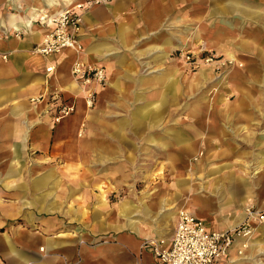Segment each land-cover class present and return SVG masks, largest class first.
Here are the masks:
<instances>
[{"label":"crops","instance_id":"1","mask_svg":"<svg viewBox=\"0 0 264 264\" xmlns=\"http://www.w3.org/2000/svg\"><path fill=\"white\" fill-rule=\"evenodd\" d=\"M33 1L26 12L0 10V264H162L143 242L149 238L168 242L179 211L202 219L209 230L220 231L244 221L248 207L264 209V121L257 120L255 106L190 104L185 110L168 106L167 98L177 99L175 81L163 72L140 76L141 67H135L160 62L161 56L144 61L143 55L157 50L168 53L181 42L179 25L185 16L193 18L191 11L199 0L85 4L80 9L83 51L64 49L50 55L34 54L31 49L49 30L53 16L70 5L64 0ZM72 1L71 5L82 2ZM77 59L106 70L107 82L97 90L92 107L93 123L87 121L92 108L85 106L70 75ZM133 71L140 76L136 89L131 86L136 81ZM146 84L152 87L144 89ZM54 91L64 99L76 96L75 112L57 123L45 113L43 102L33 100ZM133 94L157 100L143 98L133 104L128 100ZM161 96H166L163 103ZM168 107L175 114L167 120ZM84 122L88 129L95 128L94 170H82L70 190L78 185L79 190L90 191L93 185L95 195L100 188L107 197L115 198L113 192L123 196L114 199L116 209L111 215L103 212L108 202L75 201L73 211L64 209L60 233L54 210L45 202L54 190L53 174L32 173L36 177L24 184L26 169L12 166V161L90 160L88 129L84 137L78 136ZM135 144H142V166L136 165L130 152ZM200 151L207 158L198 157L189 167L188 160ZM157 161L162 175L156 173ZM7 177L14 180L8 183ZM90 177L93 184L86 188L83 183ZM136 179L143 181L141 186ZM44 187L46 198L36 194L30 204L22 195L9 202L2 196L11 188L15 193L23 188L37 193ZM30 205L35 209H28ZM13 218L38 229L1 230ZM239 249L240 240L216 264H264V225L255 226L242 254Z\"/></svg>","mask_w":264,"mask_h":264},{"label":"rangeland","instance_id":"2","mask_svg":"<svg viewBox=\"0 0 264 264\" xmlns=\"http://www.w3.org/2000/svg\"><path fill=\"white\" fill-rule=\"evenodd\" d=\"M46 3V0H39ZM33 0H0L1 11H22L26 12L29 9V3ZM48 7L47 5L45 6ZM191 16H185V19L179 25L182 29L181 42L178 43L168 53L162 51H151L145 53L143 60L147 61L154 56H161L163 59L160 62H143L141 65H135L138 70L141 67V75L146 74L152 76L154 74L166 73L167 77L175 81L174 89L177 90L176 101H170L168 98L165 103L170 105L183 106L190 104H212L231 106L239 104L242 106L254 105L257 120L264 121V0H199L197 7H193ZM54 17V16H53ZM41 22L39 19L37 20ZM45 24V22H44ZM221 48H220V47ZM233 54V59L227 53ZM138 55V52H135ZM132 72L131 77H135L136 81L131 86L136 89L139 84L137 74ZM162 73V74H163ZM134 78V79H135ZM195 83L194 87L190 85ZM152 86L146 84L144 89H150ZM166 97V96H165ZM160 97L163 103V98ZM143 98H154L140 95H132L129 97L130 103H139ZM156 98V97H155ZM152 99L155 101L157 99ZM166 119L174 118L175 111L168 107ZM91 117L87 121L94 122V108L89 113ZM119 114V113H117ZM180 114V112H179ZM185 114V112H184ZM185 118V117H184ZM86 121V120H85ZM88 123L80 125L78 136L84 137L85 130L88 129ZM94 125L87 130L89 133L88 151L91 154L90 160L67 159V160H38L25 159L23 161H12V166L25 168L27 171L22 177V182L30 183L36 177L32 173L42 174L45 170L51 172L54 176V190L49 192V196L45 202L49 201L48 207L54 210L56 228L58 232H62V221L64 209L73 211L72 206L76 205L75 201H86L91 198L92 202H108L104 206L103 212L107 215L113 214L116 208H113L114 199L122 198L123 193L118 192L114 196L107 194L98 188L99 193L95 195L94 187L92 190H79L78 185L75 189L70 190L73 184L79 182L82 170L91 168L94 170L95 165V144L93 143ZM92 137V138H90ZM129 145L130 152L135 154L136 165L142 166L144 153L140 151L142 144ZM130 153V155H131ZM205 156L203 151L191 157L188 160V166L197 161L198 157ZM207 158V156H205ZM212 161V158H209ZM140 161V164H139ZM9 161L8 163H10ZM138 163V164H137ZM158 171L159 175L163 174L161 163ZM11 165V164H10ZM244 165V163H242ZM9 166V165H8ZM138 170L143 171L142 168ZM141 174V172H139ZM141 177V176H138ZM83 183L84 187L91 188L93 177ZM8 183L14 180L13 177H7ZM82 179V177H81ZM138 187L143 183L142 180H137ZM23 192L15 188L7 190L2 196L8 200H15V197H25L30 204L32 200L41 195L47 196L46 187L36 191H31L30 188ZM17 194V195H16ZM145 193H140L144 195ZM136 199V198H135ZM25 202V201H23ZM35 203V202H34ZM105 205V204H104ZM70 207V208H69ZM253 207V206H251ZM28 209H35L30 205ZM256 208V207H254ZM43 209V208H42ZM258 209V208H257ZM44 211V209L42 210ZM84 212H87L84 210ZM43 213V212H41ZM45 214V212H44ZM34 225H24L20 218H13L6 223L1 229L3 231H32L35 230ZM28 229V230H27ZM38 229V228H37ZM45 231V230H42ZM62 237V235H57ZM58 252V251H57Z\"/></svg>","mask_w":264,"mask_h":264},{"label":"built area","instance_id":"3","mask_svg":"<svg viewBox=\"0 0 264 264\" xmlns=\"http://www.w3.org/2000/svg\"><path fill=\"white\" fill-rule=\"evenodd\" d=\"M100 0H82L73 6L62 9L55 15L49 30L40 42L33 45L34 54L50 55L64 49L75 53L83 51L80 42L81 14L80 9L85 4H95ZM2 58H6L2 54ZM50 68H48L49 70ZM70 75L78 84L80 97L87 108H92L96 101L97 90L107 82L106 70L103 65L75 60L70 67ZM36 102H43L45 113H50L52 121L70 116L76 110V96L64 99L58 91L44 93L33 98ZM264 225V209L248 207L245 220L227 230H209L205 222L187 211H179L177 223L167 242L163 238H149L144 240L156 259L162 264H216L234 243L240 240L243 253L249 245L256 225Z\"/></svg>","mask_w":264,"mask_h":264},{"label":"bare ground","instance_id":"4","mask_svg":"<svg viewBox=\"0 0 264 264\" xmlns=\"http://www.w3.org/2000/svg\"><path fill=\"white\" fill-rule=\"evenodd\" d=\"M64 2H65V4H67V5H70V6H73V5H71L72 4V0H64ZM78 3V2H77ZM76 4V3H75ZM58 11V10H57ZM73 51V50H72ZM42 250H43V248H42Z\"/></svg>","mask_w":264,"mask_h":264}]
</instances>
